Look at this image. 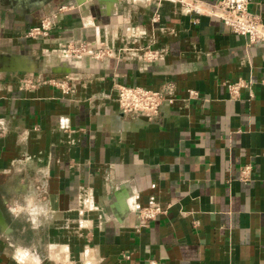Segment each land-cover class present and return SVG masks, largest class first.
<instances>
[{
	"label": "crops",
	"instance_id": "crops-1",
	"mask_svg": "<svg viewBox=\"0 0 264 264\" xmlns=\"http://www.w3.org/2000/svg\"><path fill=\"white\" fill-rule=\"evenodd\" d=\"M249 9L264 22V0ZM145 44L160 57L117 53ZM0 55L32 67L0 70V264H264V43L177 0H0ZM65 74L70 91L48 81ZM115 82L175 100L125 113ZM149 197L163 211L142 225Z\"/></svg>",
	"mask_w": 264,
	"mask_h": 264
},
{
	"label": "built area",
	"instance_id": "built-area-1",
	"mask_svg": "<svg viewBox=\"0 0 264 264\" xmlns=\"http://www.w3.org/2000/svg\"><path fill=\"white\" fill-rule=\"evenodd\" d=\"M182 9L193 11L199 14L215 15L227 24L233 32L246 35L249 42L264 43V22L259 15L249 9L250 0H215L207 2L204 0H177ZM158 17L156 13L154 19ZM51 21L49 18H43L40 24L31 26L25 31L26 36L35 37L37 35L47 34ZM62 53L68 56L89 55L94 58H101L114 53V50L103 42L93 46L86 40L75 42L70 40L61 46ZM129 56L133 54L145 61L156 60L162 54L159 48L152 47L150 44L140 46H121L117 53ZM133 52V53H132ZM40 79L33 77H24L21 81V87L33 86ZM72 75L65 74L61 78L49 79L52 84L60 87L63 91L73 89L71 83ZM264 83V78L261 79ZM247 85L244 82H234L228 85L230 94L237 96L239 87ZM115 100L118 107L125 113H137L148 118H152L159 112L164 103H172L175 100L173 84L168 83L163 87L150 88L139 84L127 85L119 82L114 83ZM189 93L194 94L193 90ZM252 90L249 88V95L252 96ZM249 165L242 168L244 175L248 172ZM133 210L137 215L138 222L146 225L148 221L163 211L160 203L153 197H149L145 205L135 203ZM128 257V255H124Z\"/></svg>",
	"mask_w": 264,
	"mask_h": 264
},
{
	"label": "water",
	"instance_id": "water-1",
	"mask_svg": "<svg viewBox=\"0 0 264 264\" xmlns=\"http://www.w3.org/2000/svg\"><path fill=\"white\" fill-rule=\"evenodd\" d=\"M84 0H77V3H81ZM0 70H23V71H30L32 67L30 64H27L25 61L21 60L19 57L15 55H0ZM1 223H5L3 220V216L0 212Z\"/></svg>",
	"mask_w": 264,
	"mask_h": 264
}]
</instances>
